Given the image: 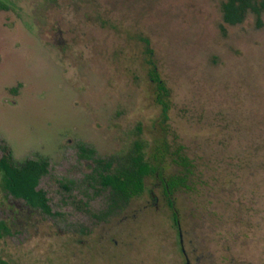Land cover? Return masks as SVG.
Instances as JSON below:
<instances>
[{"label":"rangeland","instance_id":"obj_1","mask_svg":"<svg viewBox=\"0 0 264 264\" xmlns=\"http://www.w3.org/2000/svg\"><path fill=\"white\" fill-rule=\"evenodd\" d=\"M30 1L10 0L0 11V156L9 152L16 165L45 160L41 188L64 217L45 220L27 249L18 237L0 242V258L264 264V9L231 25L223 21L228 0H57L48 23L70 44L61 53L27 19ZM148 61L169 92L166 132L156 125ZM157 139L170 152L181 146L192 164L189 189L173 195L179 231L153 177L104 223L86 220L96 208L84 205L80 182L92 162L79 146L107 160L140 140L156 164ZM160 169L181 171L168 159ZM68 182L76 189L60 187Z\"/></svg>","mask_w":264,"mask_h":264},{"label":"trees","instance_id":"obj_2","mask_svg":"<svg viewBox=\"0 0 264 264\" xmlns=\"http://www.w3.org/2000/svg\"><path fill=\"white\" fill-rule=\"evenodd\" d=\"M250 1L228 0L222 7L223 21L226 24L235 25L242 22L248 9L256 14L264 9V0L257 7L252 6ZM146 52L148 55L151 53L149 50ZM148 65H150L149 82L154 87V102L160 108L156 125L162 132H166L164 125L169 119V92L156 71V67L152 65L151 61H148ZM78 149L81 158L92 162L93 168L88 180L101 186L102 190L106 192V209L102 212L104 217L108 219L122 210L131 199L140 196L145 189L146 179L153 177L161 183L163 195L171 212L173 226L179 231V216L173 195L182 189H189L188 181L192 168L191 161L185 156L181 146L170 152L169 144L164 139H157L154 154L156 164H152L146 159L145 144L140 140L134 141L125 155H117L107 160L96 158L92 149L82 145ZM167 159L181 169L178 174H163L160 164ZM47 168L48 163L45 160H28L17 167L10 154L7 153L0 157V181L3 183L4 189L13 197L25 199L30 205L37 206L44 213L50 214L45 193L35 191L38 180L46 175ZM85 212L95 217V214L89 210H85ZM0 228H2V224H0ZM179 236L181 235L179 234Z\"/></svg>","mask_w":264,"mask_h":264},{"label":"flooded vegetation","instance_id":"obj_3","mask_svg":"<svg viewBox=\"0 0 264 264\" xmlns=\"http://www.w3.org/2000/svg\"><path fill=\"white\" fill-rule=\"evenodd\" d=\"M14 1H20L21 3H23L27 0ZM4 2L6 3H0V11H5L11 4L10 0H4ZM56 2L57 0H32L29 3V7L31 8L30 13H27L26 17L33 25H40L38 26L37 33L38 35H41L39 39L42 42H45L46 45L47 43H50L48 45L56 47L58 51L63 53L66 47L70 46V44L62 38V36L64 35L62 31H58V33H55V26L53 27L54 24L48 23L53 12L51 11V9L53 10V8L56 6ZM47 24L50 25L49 28L43 29L41 25ZM57 25H61L60 22L57 23ZM63 56L65 57V55ZM5 154H7V152ZM34 161L40 160L36 159ZM15 166L18 167L19 165L15 164ZM92 168V165L89 166V172L87 175H85L84 178L85 183L80 182V184H85V188L87 190V192L84 190L80 192V196L84 200V205H86L87 207L88 204H92L94 208H96V212H92L88 208L90 212L95 214V217H93L91 214H88V216L85 215V219L91 222L98 220L101 223H104L105 220H107V218L102 215V212H104L106 209V192L102 190L101 186L88 180L90 179L89 175L92 171ZM49 174L50 171L48 166L46 175L38 180V183L35 187V191H42L43 193H45V197L48 200V205L49 194L45 190H42L41 180ZM60 187L65 191H70L72 188L76 189V184H74L73 182L61 184ZM69 199L71 200L72 198L69 197ZM96 200H104L103 206L98 207L96 205ZM63 217V213H61L60 211H53L51 207L50 214H46L41 208L30 205L25 199L13 197L8 191L4 189V185L0 181V224H2V228H0V242H3V244H7V241H5L6 239L11 240L15 239V237H18L22 241V246H24V243L28 242V238L31 234V236L38 237L40 229L41 227H43L45 220L50 219L52 222H54V220L59 221ZM90 233L91 232L89 230H84L85 235H89ZM24 248L27 249L28 246H24ZM181 253L185 255V250L183 248L181 249ZM0 264H8V262L3 258H0ZM185 264H190L187 258H185Z\"/></svg>","mask_w":264,"mask_h":264}]
</instances>
